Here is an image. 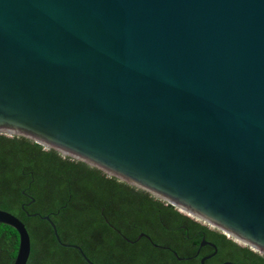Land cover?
<instances>
[{"label":"water","instance_id":"water-1","mask_svg":"<svg viewBox=\"0 0 264 264\" xmlns=\"http://www.w3.org/2000/svg\"><path fill=\"white\" fill-rule=\"evenodd\" d=\"M0 134L264 255V0H0ZM0 223L26 264L25 224L3 209Z\"/></svg>","mask_w":264,"mask_h":264},{"label":"trees","instance_id":"trees-1","mask_svg":"<svg viewBox=\"0 0 264 264\" xmlns=\"http://www.w3.org/2000/svg\"><path fill=\"white\" fill-rule=\"evenodd\" d=\"M0 209L25 224L26 264H88L56 240L44 215L95 264H200L213 251L206 245L196 254L203 237L217 249L205 264H264V255L148 192L22 136L0 134ZM140 232L149 239L135 240ZM18 245V232L0 223V264H13Z\"/></svg>","mask_w":264,"mask_h":264},{"label":"flooded vegetation","instance_id":"flooded-vegetation-1","mask_svg":"<svg viewBox=\"0 0 264 264\" xmlns=\"http://www.w3.org/2000/svg\"><path fill=\"white\" fill-rule=\"evenodd\" d=\"M193 219H194V218H193ZM194 220H195V221H198V220H196V219H194ZM199 222H201V221H199ZM201 223H202V222H201ZM202 224H204V223H202ZM205 225H206V224H205ZM207 226H208V225H207ZM208 227H209V226H208ZM209 228H211V227H209ZM212 229H214V228H212ZM141 233H143V232H140L139 235H140ZM143 234H144V233H143ZM139 235H138V236H139ZM138 236H137V238H136L135 240H138L139 238H141L142 236H145V235H142V236L139 237V238H138ZM203 238H204V237H203ZM128 241H130V242H134V241H131V240H129V239H128ZM206 241H207V240H206ZM208 242H209V241H208ZM204 246H206V245H204ZM208 246H209V245H208ZM202 247H203V246H202ZM212 252H213V251H212ZM212 252H210V253H212ZM210 253H209V254H210Z\"/></svg>","mask_w":264,"mask_h":264},{"label":"rangeland","instance_id":"rangeland-1","mask_svg":"<svg viewBox=\"0 0 264 264\" xmlns=\"http://www.w3.org/2000/svg\"><path fill=\"white\" fill-rule=\"evenodd\" d=\"M238 243V242H237ZM238 244H240V243H238ZM240 245H242V244H240Z\"/></svg>","mask_w":264,"mask_h":264}]
</instances>
